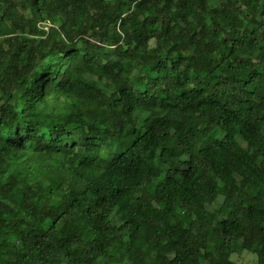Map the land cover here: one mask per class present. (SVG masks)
<instances>
[{
	"label": "trees",
	"instance_id": "16d2710c",
	"mask_svg": "<svg viewBox=\"0 0 264 264\" xmlns=\"http://www.w3.org/2000/svg\"><path fill=\"white\" fill-rule=\"evenodd\" d=\"M264 264V0H0V264Z\"/></svg>",
	"mask_w": 264,
	"mask_h": 264
},
{
	"label": "rangeland",
	"instance_id": "374dc122",
	"mask_svg": "<svg viewBox=\"0 0 264 264\" xmlns=\"http://www.w3.org/2000/svg\"><path fill=\"white\" fill-rule=\"evenodd\" d=\"M215 0H213L214 2ZM239 264H256L257 257L253 253L244 252L237 256Z\"/></svg>",
	"mask_w": 264,
	"mask_h": 264
}]
</instances>
